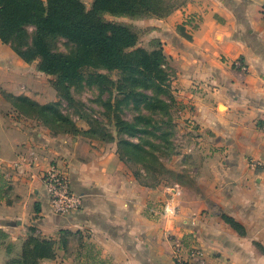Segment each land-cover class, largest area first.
Masks as SVG:
<instances>
[{
  "label": "crops",
  "instance_id": "crops-1",
  "mask_svg": "<svg viewBox=\"0 0 264 264\" xmlns=\"http://www.w3.org/2000/svg\"><path fill=\"white\" fill-rule=\"evenodd\" d=\"M186 19L197 24L191 32ZM131 20L144 30L138 41L158 43L167 59L171 93L193 134L194 186H143L114 142L52 135L38 121L0 112V264L30 235L54 241L53 256L39 264H173L177 241L199 246L203 264H264V0H177L164 17ZM3 46L0 90L40 103L11 83L32 73ZM3 102L0 95V109ZM50 164L66 172L80 211H51L40 182ZM170 196L177 213L161 217Z\"/></svg>",
  "mask_w": 264,
  "mask_h": 264
},
{
  "label": "trees",
  "instance_id": "trees-1",
  "mask_svg": "<svg viewBox=\"0 0 264 264\" xmlns=\"http://www.w3.org/2000/svg\"><path fill=\"white\" fill-rule=\"evenodd\" d=\"M174 5V0L172 3L169 0H91L87 8L83 0H0V42L9 45L23 62L28 64L36 61L39 72L55 76L63 83L83 78L79 60L87 57L108 73L117 74L116 85L109 81V76L100 73L88 75L91 83L99 84L106 90H109L107 83H110L123 100L152 111L161 106L166 108L165 101L168 105H178L170 90L171 74L162 48L155 42H152L155 47L150 51L137 47V29L131 24L106 20L105 16L130 19L164 17ZM185 24L191 25V20L186 19ZM177 31H182L180 26H177ZM55 39L75 45V56L55 51L52 46ZM147 89L163 94L165 101L148 94ZM62 94L70 100L61 91ZM0 95L19 116L42 122L52 135L66 133L95 138L92 131L78 128L68 115L59 110L57 103L40 104L27 96L13 95L3 90H0ZM115 118L118 132L124 130L129 135L147 132L145 126L150 122L143 116L135 118L137 123L122 120L117 115ZM108 136L113 142V137ZM116 147L120 159L127 166L124 154L141 165L154 163L158 172H169L153 152L138 143L119 139ZM132 173L143 186L158 185L146 184L136 173ZM2 178L0 171V184L3 183ZM222 218L238 233H243L242 227L233 219L224 215ZM30 230L34 229L31 227ZM53 246L54 241L50 239L30 235L23 242L20 254L3 264H39L40 260L53 256Z\"/></svg>",
  "mask_w": 264,
  "mask_h": 264
},
{
  "label": "rangeland",
  "instance_id": "rangeland-1",
  "mask_svg": "<svg viewBox=\"0 0 264 264\" xmlns=\"http://www.w3.org/2000/svg\"><path fill=\"white\" fill-rule=\"evenodd\" d=\"M169 1L170 3L173 2V0ZM83 3L88 8L91 0H83ZM105 19L121 24H130L132 21L130 18L123 16L112 17L106 15ZM143 32L144 30H137L138 40L141 39ZM3 45H6L3 47L11 50L9 45ZM52 46L55 51L68 56H75L77 52L75 45L63 39L53 40ZM137 47L150 51L155 47V44L152 42L147 44L143 39L138 41ZM79 63L83 78L78 81L70 83L58 81L55 76L39 72L37 70V62L34 61L25 66L28 68V72L32 74L28 75L27 73L22 78L16 74V78L11 83L18 90H23L19 89V87L26 85L25 90L35 96L41 104L57 103L59 110L63 114L68 115L75 123L81 124L87 130L93 132L95 136L93 140L111 143V140L108 139V135H111L115 144H117L119 139H126L138 143L153 152L169 172H158L152 162L141 165L137 160H133V158H129L125 154L123 155L124 161L127 162L131 171L136 173L142 182L146 184L158 183V185L163 184L166 186L180 184L192 188L195 184L197 156H194L190 149L193 134L187 128L186 120L181 117L180 106L168 105L163 94L154 93L148 89V94H154L158 99L165 101L167 107L161 106L159 109L150 111L146 107L133 106L122 99V96L117 93L115 86L111 87L110 83H107L109 90L102 89L101 85L91 83L87 78L90 73H100L107 75V77L109 76V81L116 85V72L108 73L100 64L89 61L87 57H82ZM61 91L68 95L70 100L64 98L63 94L61 95ZM3 100L5 103L3 102L0 112L6 115H13L14 118L20 117L4 98ZM108 101L109 104H107ZM116 115L122 120L133 123L136 122L135 118L138 116L149 119L150 122L145 126L147 132L135 133L134 135H129L124 130L118 132L117 124H115ZM140 123L142 125V122ZM39 125L43 129L48 130L42 122H39Z\"/></svg>",
  "mask_w": 264,
  "mask_h": 264
},
{
  "label": "built area",
  "instance_id": "built-area-1",
  "mask_svg": "<svg viewBox=\"0 0 264 264\" xmlns=\"http://www.w3.org/2000/svg\"><path fill=\"white\" fill-rule=\"evenodd\" d=\"M191 23L192 27L189 25L190 32L197 25L192 20ZM232 66L242 72L247 70V66L241 60L234 61ZM259 127L264 132V119L261 120ZM22 167V163L18 161L12 165V168L18 173L24 172ZM40 182L50 209L54 214L66 216L81 210V197L73 192L67 174L61 167L50 164L40 174ZM170 187L176 189L178 185L173 184ZM177 207L175 199L173 196H170L161 204L159 214L164 218H173L177 213ZM172 261L173 264H203L202 249L197 245L184 246L182 242L177 241L172 246Z\"/></svg>",
  "mask_w": 264,
  "mask_h": 264
}]
</instances>
